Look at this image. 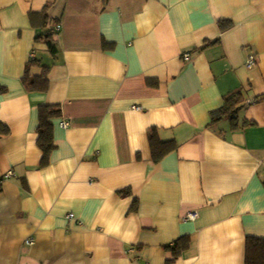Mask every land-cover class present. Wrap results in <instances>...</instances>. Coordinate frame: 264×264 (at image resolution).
<instances>
[{
  "label": "crops",
  "instance_id": "0c3cea01",
  "mask_svg": "<svg viewBox=\"0 0 264 264\" xmlns=\"http://www.w3.org/2000/svg\"><path fill=\"white\" fill-rule=\"evenodd\" d=\"M32 54L47 91L24 83ZM240 89L238 125L213 122ZM154 127L178 144L159 162ZM0 181V264H168L182 236L170 264H245L264 237V0H0Z\"/></svg>",
  "mask_w": 264,
  "mask_h": 264
},
{
  "label": "trees",
  "instance_id": "16d2710c",
  "mask_svg": "<svg viewBox=\"0 0 264 264\" xmlns=\"http://www.w3.org/2000/svg\"><path fill=\"white\" fill-rule=\"evenodd\" d=\"M49 19L47 8L39 12H31L30 20L32 25L36 27H45ZM232 25L229 20L220 21L222 31L228 29ZM42 35V34H41ZM44 35V34H43ZM52 51L55 52L54 43L50 36L45 37ZM214 42H207L203 47H206ZM39 61L35 58L30 60L26 67L24 75V83L29 90L47 91L49 88L48 71L49 66H43L41 75H32L30 69L34 65H38ZM248 103L243 90H237L225 97L223 106L212 112V121L216 122L223 118H228L232 122L233 127L238 125L239 112L244 109ZM61 116V107L58 104L42 105L39 108V125H38V146L43 152L41 165L45 166L49 163L50 155L55 149L54 143V125L52 118ZM248 124L245 122L244 125ZM4 134H8L9 129L3 127ZM151 156L153 162L161 161L167 154L177 149L178 144L174 140L164 141L160 138L157 129L151 128L148 133ZM128 191V190H125ZM125 194H129L125 192ZM123 193V192H121ZM137 209V199H135L132 210ZM190 245V238L182 236L171 245H166V249L172 253V258L168 260V264L174 262ZM245 264H264V237L262 236H247L246 238V254Z\"/></svg>",
  "mask_w": 264,
  "mask_h": 264
},
{
  "label": "built area",
  "instance_id": "2783aa9c",
  "mask_svg": "<svg viewBox=\"0 0 264 264\" xmlns=\"http://www.w3.org/2000/svg\"><path fill=\"white\" fill-rule=\"evenodd\" d=\"M60 27H61L60 24H57V25L54 27V31H59V30H60ZM31 57L34 58V57H35V54H32ZM184 57H185L186 60H189V59H190V53H186ZM254 63H255L254 58L250 57V59H249V61H248V66H249V67H252V66L254 65ZM135 109H140V107H137V106H136ZM60 124H61V126H63V127H67V126L69 125V123H68L67 120H62ZM12 175H13V172L10 171V172H7V173L5 174L4 177H9V176H12ZM0 187H1V181H0ZM68 216H69L70 218H74V217H75V215H74L73 213H70ZM198 216H199V212H198L197 210H193V211H190L186 216H184L183 219H185V220H187V219L194 220V219H196ZM26 243H27V244H33V243H34V239H32V238L27 239V240H26Z\"/></svg>",
  "mask_w": 264,
  "mask_h": 264
}]
</instances>
